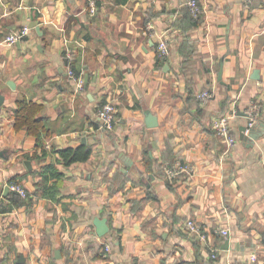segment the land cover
Instances as JSON below:
<instances>
[{
  "label": "crops",
  "instance_id": "1",
  "mask_svg": "<svg viewBox=\"0 0 264 264\" xmlns=\"http://www.w3.org/2000/svg\"><path fill=\"white\" fill-rule=\"evenodd\" d=\"M97 3L91 14L89 0H0V207H11L0 209V264H264V134L241 139L252 111L264 123V0H199L197 24L187 0ZM33 22L40 30L2 42ZM159 36L170 47L163 59ZM71 60L88 77L81 91ZM256 68L261 80L251 78ZM23 99L46 120L45 154L16 125ZM107 101L117 107L111 130L98 116ZM233 111L228 146L213 120ZM83 144L93 150L86 161H57L56 150ZM177 160L192 171L168 181L160 166ZM52 162L63 176L47 197L37 183ZM11 183L30 197L11 205ZM97 216L108 219L103 236ZM223 227L228 236L216 232Z\"/></svg>",
  "mask_w": 264,
  "mask_h": 264
},
{
  "label": "built area",
  "instance_id": "2",
  "mask_svg": "<svg viewBox=\"0 0 264 264\" xmlns=\"http://www.w3.org/2000/svg\"><path fill=\"white\" fill-rule=\"evenodd\" d=\"M187 4H189L194 14H198L201 11V7L199 5L198 0H187ZM97 10H98L97 0H89V12L91 14H95ZM30 30L31 28L28 25H25L22 28L8 34L2 40V42L5 43L6 45L8 44L11 45V44H15L17 42L23 41L29 35ZM157 48H158L159 55L162 58H166L170 53V47L164 36H159ZM68 73L76 82V90L81 91L85 83L83 75L82 74L78 75L70 67L68 69ZM210 95H211L210 92L205 91L200 94V97L207 98ZM116 115H117V107L111 101H107L102 106L99 107L98 116L101 120L102 126L106 128L107 130H111L114 127ZM250 115L251 116H250V120L248 123V130L251 126L255 125L258 119L256 110L252 111ZM234 116H235V111L227 113V114H222L213 120V128L217 131V133L222 138H224L227 141L228 146L233 145L236 141V139L232 135L231 127H230L231 126L230 120ZM191 171H192L191 166L181 160L169 162L165 166V175L168 179H173L179 174H181L182 172H191ZM10 188L13 191L20 193L23 197H26L28 195V191L26 190V188L19 183H11ZM186 227L190 231L194 232L202 241L207 240L208 235L205 229L196 220L188 219L186 222ZM216 232L220 233L223 236H228L230 234V229L228 227H223V228L216 230ZM103 250L106 256L109 255L111 252V244L105 243ZM211 256L215 258L217 257V253L213 251ZM250 257H251L250 260L256 259L255 255H252Z\"/></svg>",
  "mask_w": 264,
  "mask_h": 264
},
{
  "label": "trees",
  "instance_id": "3",
  "mask_svg": "<svg viewBox=\"0 0 264 264\" xmlns=\"http://www.w3.org/2000/svg\"><path fill=\"white\" fill-rule=\"evenodd\" d=\"M199 2V0H198ZM189 7V15L192 19V23L197 24L201 17H202V7L201 11L198 14H194L191 10V7L189 4H187ZM158 59H163L158 52ZM69 67L72 68L78 75L81 74V70L78 68L76 64V60H71L69 63ZM19 103V109L17 111V118H16V125L18 127H26L27 131L33 135L36 136L38 140V145L41 146L44 154L46 152V149L43 145H41V139L43 131H46V120L42 118V116H37L40 107L37 104L34 103H27L25 99L18 100ZM95 127H97V124H94ZM59 154L58 162H63L64 165H71L78 161H86L89 159L90 155L92 154V148L87 145H79L77 147L68 146L64 148H60L56 150ZM145 159L147 161V164L150 165L151 171L153 168V160L151 159L149 155L148 149L145 151ZM166 166V165H165ZM165 166L163 164V167L160 166L161 173L165 175ZM39 175L41 176V181L37 183V193H41L44 196L47 197H54L57 192V180L63 176V172L59 170L55 162L46 164L42 166L41 171L39 172ZM166 176V175H165ZM167 178V177H166ZM55 179L53 183L50 184V180ZM169 181L170 179L167 178ZM13 180H11L12 182ZM30 197V194L27 195ZM7 197L10 200L11 205H16L19 203H22L25 198H23L19 193L16 191H11ZM11 207H0L1 211L5 212L9 210Z\"/></svg>",
  "mask_w": 264,
  "mask_h": 264
},
{
  "label": "water",
  "instance_id": "4",
  "mask_svg": "<svg viewBox=\"0 0 264 264\" xmlns=\"http://www.w3.org/2000/svg\"><path fill=\"white\" fill-rule=\"evenodd\" d=\"M30 28L35 27L37 30H40V27L37 25L36 22H33L32 24H30L29 26ZM223 69V68H222ZM222 69L219 72V79L222 78ZM251 78L256 79V80H261V74H260V69L256 68L253 71V74L251 75ZM87 83H88V77L85 80V88L87 87ZM10 85H12V82H9ZM5 100V95L0 93V107L3 105ZM146 121L148 126L150 127H154L158 125V118L156 115H154L152 112H147L146 114ZM241 139L243 140H257L259 139L263 134H264V123H255V125L251 126L248 130L247 125L241 127ZM86 137L83 138V142L86 141ZM9 191V187L6 186L5 188V193H7ZM94 223L96 225V229H97V233L100 236L105 235L108 231H109V225H108V219L106 217H96L94 220ZM223 249H229L230 248V237H227L224 244H223ZM21 260L19 261H23V257L20 258Z\"/></svg>",
  "mask_w": 264,
  "mask_h": 264
}]
</instances>
